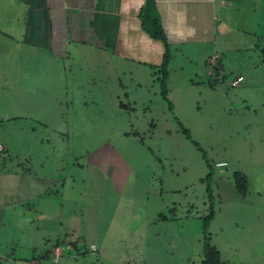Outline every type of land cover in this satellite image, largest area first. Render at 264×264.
I'll return each instance as SVG.
<instances>
[{
    "label": "rangeland",
    "instance_id": "1",
    "mask_svg": "<svg viewBox=\"0 0 264 264\" xmlns=\"http://www.w3.org/2000/svg\"><path fill=\"white\" fill-rule=\"evenodd\" d=\"M8 1L0 174L58 181L9 210L8 264H201L204 236L225 264H264V18L261 32L250 20L213 43L172 46L165 101L140 52L70 43L58 57L26 41L27 7Z\"/></svg>",
    "mask_w": 264,
    "mask_h": 264
},
{
    "label": "crops",
    "instance_id": "2",
    "mask_svg": "<svg viewBox=\"0 0 264 264\" xmlns=\"http://www.w3.org/2000/svg\"><path fill=\"white\" fill-rule=\"evenodd\" d=\"M8 2L5 4L27 7V23H23L22 29L26 41L32 46H45L58 57H66L67 48L72 43L96 47L125 58L133 51L140 52L142 57L138 63L152 65L144 61L148 52L150 62L160 63L162 46H154L152 40L142 32L137 17L144 0ZM155 10L171 48L176 45L213 43L217 36L229 35L234 28L245 29L250 20H256V29L261 32L264 0H155ZM57 182L32 174H0V264L16 261L6 253L7 238L2 232L11 207L23 206L29 199L50 192ZM70 245L69 242L67 246ZM18 261L40 264L35 257L29 261Z\"/></svg>",
    "mask_w": 264,
    "mask_h": 264
},
{
    "label": "trees",
    "instance_id": "3",
    "mask_svg": "<svg viewBox=\"0 0 264 264\" xmlns=\"http://www.w3.org/2000/svg\"><path fill=\"white\" fill-rule=\"evenodd\" d=\"M138 20L140 23V28L142 32H144L149 39L152 41H157L161 44L162 46V55L160 59V63L157 66L150 65V68L155 69L156 67H159L156 73L158 75H161V78L158 79L160 81V87H161V95L162 98L167 101L166 98V81H167V66L169 62V44L167 43L162 27H161V22L160 18L156 13L155 10V0H144V4L141 7L138 15ZM184 134L186 135V138L189 139V136L187 132L183 131ZM203 157H205L203 155ZM234 180H235V186L236 189L240 194H244L246 186H247V181L246 178L241 175V174H235L234 175ZM207 190H209V187H207ZM161 217V216H160ZM163 220H165V217H161ZM213 218V213L210 212L206 217L203 219V232L204 235L207 233V229L209 226L210 221ZM209 238L207 236H204L203 242H204V249H203V260L201 264H225L220 260V253L212 246L209 244ZM63 243V242H62ZM59 241H56L54 247H59L60 244ZM72 247H75V243H71ZM77 250V248L75 247ZM48 254H50V249L45 250V258L48 257Z\"/></svg>",
    "mask_w": 264,
    "mask_h": 264
},
{
    "label": "built area",
    "instance_id": "4",
    "mask_svg": "<svg viewBox=\"0 0 264 264\" xmlns=\"http://www.w3.org/2000/svg\"><path fill=\"white\" fill-rule=\"evenodd\" d=\"M242 81V78L241 77H238L236 80H234L232 83H231V86H237L240 82ZM226 163L224 162H220V163H217L215 166L216 167H223L225 166ZM60 254V250L58 248H56V256H59Z\"/></svg>",
    "mask_w": 264,
    "mask_h": 264
}]
</instances>
